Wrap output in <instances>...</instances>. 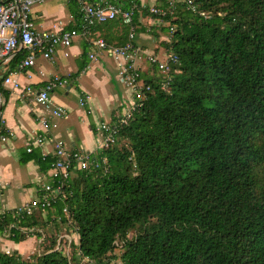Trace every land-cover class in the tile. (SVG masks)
<instances>
[{
	"label": "trees",
	"instance_id": "obj_1",
	"mask_svg": "<svg viewBox=\"0 0 264 264\" xmlns=\"http://www.w3.org/2000/svg\"><path fill=\"white\" fill-rule=\"evenodd\" d=\"M119 8L135 15L129 26L113 21L129 30L117 47L138 49L148 35L164 47L154 54L179 62L168 73L142 68L152 92L114 145L87 170L73 168L45 222L56 233L37 231L43 252L32 261L0 252V264H264V0ZM38 159L49 171L53 160ZM12 215L0 216V234L20 243L38 222Z\"/></svg>",
	"mask_w": 264,
	"mask_h": 264
},
{
	"label": "crops",
	"instance_id": "obj_2",
	"mask_svg": "<svg viewBox=\"0 0 264 264\" xmlns=\"http://www.w3.org/2000/svg\"><path fill=\"white\" fill-rule=\"evenodd\" d=\"M10 1L0 0V6ZM86 1L91 3L96 0ZM105 1H114L118 7H128L133 2ZM162 1L139 0L143 7L149 8L161 5ZM32 19L37 32L82 33L80 7L74 0H44L34 6ZM141 21L150 25V18H142ZM123 36V26H118L117 22L96 25L89 34L75 37L69 48L57 49L52 60L37 57L35 66L29 70L21 68L23 61L31 55L29 51L21 50L15 56L0 58V137L6 136L8 139L0 144V216L9 212L13 213V217L19 216L16 210L39 198L45 184L56 185L51 178V168L43 171L47 164L38 159L48 158L53 160V164L56 161V142L63 141L70 153L82 150L94 161L100 156L104 141V135L99 132L100 125L117 124L132 103L133 93L117 81L116 64L111 53L100 49L95 43L102 39L111 47H117L123 41ZM138 44L146 56L154 54L158 48L150 42L148 35L139 39ZM92 54L96 56L95 60L90 58ZM140 66L141 69L147 67L143 63ZM12 72L18 74L21 83L18 90L5 84V79ZM28 74H32V77ZM55 77L67 83L53 89L50 97L55 106L67 110L68 116L56 119V127L46 130L41 121L48 118L50 113L36 103L35 95ZM115 81L122 88L118 89ZM28 87L32 89V94L27 92ZM82 99L87 101L85 106L80 104ZM41 137L46 139L43 145L36 143ZM29 148H32V152H28ZM37 211L45 215L48 221L49 217H55V209L46 212L36 210L34 217L38 224L29 230L31 236L15 243L9 239V235L0 234V252L12 250L22 258L34 253L36 243L42 244L44 241L37 233L38 229L43 231ZM29 238L34 240L31 242Z\"/></svg>",
	"mask_w": 264,
	"mask_h": 264
},
{
	"label": "built area",
	"instance_id": "obj_3",
	"mask_svg": "<svg viewBox=\"0 0 264 264\" xmlns=\"http://www.w3.org/2000/svg\"><path fill=\"white\" fill-rule=\"evenodd\" d=\"M80 7V20L82 33L77 31L61 32L58 34L52 32H37L34 27L32 12L36 4L44 2V0H11L10 2L0 6V58L5 56H15L18 51L26 50L31 55L25 59L21 65L22 69H30L36 64L37 57H43L46 60L54 58L57 49L61 47L69 48L75 37L80 35H87L91 29L96 25L105 24L117 19H122L124 25H132L135 15L134 8L123 10L115 5L113 2L105 0H96L87 2L86 0H74ZM190 6H193V0H188ZM151 13L158 17L166 15V11L161 8H151ZM155 22L152 21L151 25ZM158 24H164L163 21H158ZM176 28L172 25V31ZM135 33L130 34V40L134 39ZM100 49L111 53V56L117 66V79L124 87L132 91V103L128 107L126 113L119 118L117 124L102 123L99 127V132L104 135L102 149L114 145L119 134V124H127L133 117L134 113L144 106L146 101V93L152 92L151 87L146 86L142 80V69L139 62L146 55L140 48L135 49L131 43L122 47H111L104 40L100 39L95 43ZM150 65H156L163 73H168L170 65L179 62L178 57L172 52L168 51L166 57L160 58L157 54L147 55ZM92 60L96 59L94 54L90 55ZM166 59V60H165ZM29 73V72H28ZM31 78L32 74H28ZM170 81V80H168ZM67 82L55 77L46 87L35 95L36 103L45 108L49 113V117L43 119L42 125L46 130L56 127V119L66 118L68 116L67 110L54 105L50 92L58 86H64ZM5 84L11 86L15 90L21 88V83L18 80L17 72H12L5 79ZM169 82L164 85L167 86ZM27 92L32 94V89L28 87ZM86 99L80 101L81 106H85ZM6 136L0 137V144L7 142ZM46 139L39 138L36 143L43 145ZM32 152V148L28 149ZM56 161L52 164L50 169L51 178L56 185L45 184L39 198L32 199L17 213L27 215H34L35 211L41 209L42 211L53 210L58 199H65L66 193L64 188L70 180L73 168L87 170L92 164L91 158L82 150H76L70 153L63 141H58L55 144ZM94 163V162H93ZM98 164L96 163V167ZM68 210L65 209V213ZM60 242L58 243V248ZM9 253V251H8Z\"/></svg>",
	"mask_w": 264,
	"mask_h": 264
},
{
	"label": "rangeland",
	"instance_id": "obj_4",
	"mask_svg": "<svg viewBox=\"0 0 264 264\" xmlns=\"http://www.w3.org/2000/svg\"><path fill=\"white\" fill-rule=\"evenodd\" d=\"M177 1H181V0H177ZM155 23H157V21H155ZM127 27V26H126ZM125 27V28H126ZM124 28V29H125ZM129 32V30H124V32ZM156 45H157V47H158V50L157 51H161V50H163V48L164 47H161V45L160 44H157V43H155ZM156 51V50H155ZM166 54H167V52H160L159 53V57L160 58H164V57H166ZM166 60V59H165ZM141 63H143L145 66H150V64H149V62H148V57H146V56H143V59L139 62V64H141ZM116 69H117V66H116ZM116 78H117V76H116ZM117 81L119 82V80L117 79ZM118 82H116L115 81V84L117 85V87H118V89H120V88H122L121 87V85H119V83ZM124 146H127L126 145V143L125 142H122V143H120V144H118V149H123V147ZM73 177H75V175H73ZM16 203L18 204L19 203V199L18 200H16ZM37 217L39 216V218H40V221L42 222L41 223V225H42V230L44 231V233L47 235V236H49V235H52L53 233H56L55 231V228H54V226L53 225H50V224H45V221L44 220H47V217L45 216V215H40L41 214V212L40 211H37ZM60 230H61V232L60 233H63V235H65V236H68L69 237V233L68 232H66L67 230H66V225H64V226H60ZM39 230V229H38ZM55 230V231H54ZM72 236V235H71ZM32 238V237H31ZM31 238H29L28 240H30ZM74 238H75V236H74ZM34 239H31L30 241L32 242ZM38 241V240H37ZM36 241V242H37ZM48 241V240H47ZM44 242L45 241H43L42 242V244L41 243H36V246H37V248H36V246H35V250L33 251L34 253H28L29 254V256H26V257H23V260H26V261H32L33 260V258L35 257V256H39L40 255V253H42L43 252V248H46L45 247V245H43L44 244ZM34 243V242H33ZM48 244H50V241L49 242H46V245H48ZM66 250H67V252H69V253H72L71 251H72V247H71V249L70 248H67L66 247ZM7 251H10L11 253H10V255L11 254H13L12 253V250H5L4 251V253H6V254H9ZM116 255L118 256L117 258H119L120 256H121V254H122V251H120V250H118V251H116ZM82 264H85V263H82ZM113 264H115V261H114V263Z\"/></svg>",
	"mask_w": 264,
	"mask_h": 264
}]
</instances>
